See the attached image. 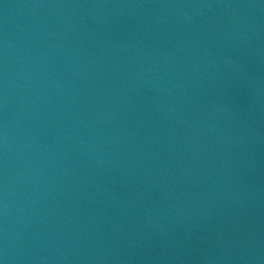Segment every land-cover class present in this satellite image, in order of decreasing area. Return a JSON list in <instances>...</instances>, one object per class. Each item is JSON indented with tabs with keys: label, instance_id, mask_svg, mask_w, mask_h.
Wrapping results in <instances>:
<instances>
[{
	"label": "water",
	"instance_id": "obj_1",
	"mask_svg": "<svg viewBox=\"0 0 264 264\" xmlns=\"http://www.w3.org/2000/svg\"><path fill=\"white\" fill-rule=\"evenodd\" d=\"M0 264H264V0H0Z\"/></svg>",
	"mask_w": 264,
	"mask_h": 264
}]
</instances>
